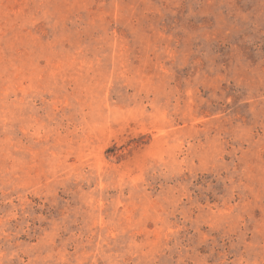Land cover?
<instances>
[{
  "label": "rangeland",
  "instance_id": "374dc122",
  "mask_svg": "<svg viewBox=\"0 0 264 264\" xmlns=\"http://www.w3.org/2000/svg\"><path fill=\"white\" fill-rule=\"evenodd\" d=\"M0 264H264V0H0Z\"/></svg>",
  "mask_w": 264,
  "mask_h": 264
}]
</instances>
